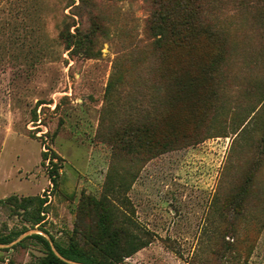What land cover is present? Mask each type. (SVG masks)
I'll return each instance as SVG.
<instances>
[{
	"label": "rangeland",
	"instance_id": "1",
	"mask_svg": "<svg viewBox=\"0 0 264 264\" xmlns=\"http://www.w3.org/2000/svg\"><path fill=\"white\" fill-rule=\"evenodd\" d=\"M78 4L0 0V200L44 199L41 226L47 234L61 246L76 241L85 248L96 225L95 208L86 202L106 197L118 225L146 244L119 264H264V225L255 200L264 194V161L247 211L232 221L234 239L223 237L230 220L219 216L252 158L263 63L226 64L222 98L209 125L214 137L151 159L128 154L123 129L131 109L150 101L140 81L147 80L145 62L109 94L106 86L117 62L129 69L135 59L147 60L148 11L144 0H98L96 11L109 21L110 34L129 38L124 46L99 39L100 55L87 59L69 56L60 39L67 26L74 31ZM221 17L234 53L253 54L259 39L242 26L243 15L229 5ZM42 152L59 157L56 186ZM28 217L1 204L0 236L40 230ZM15 245H2L0 264H38L45 256L36 239Z\"/></svg>",
	"mask_w": 264,
	"mask_h": 264
},
{
	"label": "trees",
	"instance_id": "2",
	"mask_svg": "<svg viewBox=\"0 0 264 264\" xmlns=\"http://www.w3.org/2000/svg\"><path fill=\"white\" fill-rule=\"evenodd\" d=\"M97 1L78 0L75 14L79 21L72 19L74 31L70 32L71 26H67L61 32L60 39L69 56L95 59L100 55L99 39L124 46L129 38L125 34L124 39L118 40L110 34L109 21L96 11ZM227 1L226 4V0H144L148 11L144 22L146 47L149 49L147 60L135 59L129 69L117 62L106 86V94H109L114 84L120 82L125 74L130 76L135 69H141L140 65L145 62L144 74L147 80L143 78L140 81L149 93L150 101L147 107L135 104L131 109L127 126L123 129L127 140L123 142L122 149L128 154L146 155L151 159L214 137L209 133V125L222 98L226 64L237 60L253 65L263 63L264 66V0ZM74 3L71 1L70 5ZM229 5L243 15L242 26H247L259 39V45L253 54H235L231 49L227 29L221 24V16L226 15ZM83 18L88 22L85 29L82 26ZM138 43L139 41L134 42L135 48H138ZM138 75L143 77V73ZM260 100L261 106L257 111H260L257 117L259 131L257 130L256 137L250 139V149L253 152L251 161L242 173L236 189L226 197L227 207L220 210L219 216L230 220L229 227L224 231V238L236 237L238 228L232 221L247 211L245 206L250 200L256 174L264 161V92L261 93ZM58 158L55 153L51 152L48 157L46 152H42V159L49 160L52 168L48 177L53 186L57 184L59 170L54 160ZM107 200L106 197H101L86 202L95 208L96 225L94 233L88 236L89 241L85 248L80 247L76 241L61 246L50 237L59 254L57 257L49 242L39 234L24 238L14 247L21 246L27 239L38 240L46 250L38 264H67L63 259L83 264L121 263L124 258L130 257L146 244L118 225ZM255 200L260 206L262 229L264 194ZM44 202V199L38 197L18 200L11 196L1 199L0 205L10 204L21 209L23 213H28L27 221L31 227L38 225L40 230L47 233L41 226ZM32 205H35L32 211H28ZM26 231L24 228L20 232L0 236V245L10 244Z\"/></svg>",
	"mask_w": 264,
	"mask_h": 264
},
{
	"label": "water",
	"instance_id": "3",
	"mask_svg": "<svg viewBox=\"0 0 264 264\" xmlns=\"http://www.w3.org/2000/svg\"><path fill=\"white\" fill-rule=\"evenodd\" d=\"M33 234L42 235L49 242L50 247H51V250L53 251V253L57 257H59V254L56 251V249H55V247L53 245V242H52L50 236L47 233L43 232L42 230H38V229H31V230L26 231L24 234H22L21 236H19L13 243H10L8 245H5V247H10L12 245H15V244L19 243L20 241H22L24 238H26V237H28L30 235H33ZM1 247H4V246L0 245V248ZM63 261L65 263H67V264H83V263L73 262V261H69V260H65V259H63Z\"/></svg>",
	"mask_w": 264,
	"mask_h": 264
},
{
	"label": "built area",
	"instance_id": "4",
	"mask_svg": "<svg viewBox=\"0 0 264 264\" xmlns=\"http://www.w3.org/2000/svg\"><path fill=\"white\" fill-rule=\"evenodd\" d=\"M47 197H49V195Z\"/></svg>",
	"mask_w": 264,
	"mask_h": 264
}]
</instances>
